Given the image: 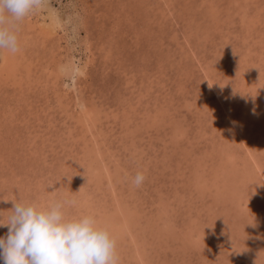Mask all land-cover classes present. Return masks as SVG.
I'll return each instance as SVG.
<instances>
[{
	"label": "rangeland",
	"instance_id": "374dc122",
	"mask_svg": "<svg viewBox=\"0 0 264 264\" xmlns=\"http://www.w3.org/2000/svg\"><path fill=\"white\" fill-rule=\"evenodd\" d=\"M46 1L65 25L45 47L31 26ZM41 5L18 22L20 51L31 60L0 70V222L14 201L75 200L68 215L113 227L105 228L118 264H264V0ZM85 40L92 60L79 89L107 136L100 147L113 193L106 178L98 182L99 164L82 162L89 135L76 133L74 95L69 107L56 104L71 77L57 59L86 60ZM113 197L124 198L119 210L104 205ZM122 214L126 238L113 234ZM7 233L0 227V237Z\"/></svg>",
	"mask_w": 264,
	"mask_h": 264
},
{
	"label": "clouds",
	"instance_id": "9594fccd",
	"mask_svg": "<svg viewBox=\"0 0 264 264\" xmlns=\"http://www.w3.org/2000/svg\"><path fill=\"white\" fill-rule=\"evenodd\" d=\"M40 5L41 0H0V50L19 51L18 22ZM144 179L138 172L133 183L139 187ZM75 204L53 200L41 207L14 201L7 221L0 222L8 228L6 238L0 237V259L4 264H118L109 230L92 215H68L66 207Z\"/></svg>",
	"mask_w": 264,
	"mask_h": 264
},
{
	"label": "bare ground",
	"instance_id": "6f19581e",
	"mask_svg": "<svg viewBox=\"0 0 264 264\" xmlns=\"http://www.w3.org/2000/svg\"><path fill=\"white\" fill-rule=\"evenodd\" d=\"M42 5L39 6V8H41ZM44 10H45V14H40L38 13V15H42V21H40L39 23H35V25L31 26V28L33 29V27H35V32L34 35L36 36V38L38 36L42 37L43 38V43H45V47L46 45H48V39L51 37V36H54L57 34V31L58 30H64V19L63 17L60 16L59 12L57 11V9H55L54 7H52L51 5L48 4V2L46 1V4L42 7ZM76 8V7H75ZM76 13V12H75ZM79 13V12H77ZM79 15V14H78ZM39 21V20H38ZM68 21V20H67ZM74 24V23H73ZM24 25V24H23ZM59 33V32H58ZM56 36H54L55 38ZM39 39V38H38ZM53 39V38H51ZM57 39V38H56ZM55 39V40H56ZM58 40V39H57ZM54 41V40H53ZM87 43H84L85 44V53H86V60H83L80 58V57H75V56H67V59L65 58L64 60L61 59V57L58 60V65H57V69L58 68H62V72L63 74L67 75V76H71L70 77V82H66V81H63L62 83V89L63 91H65L64 93L60 94V90L58 89L56 91V104H58L59 106H65L66 108L69 107L68 105V102L67 100H70V98L68 99V95L70 96V94L74 95L72 100L70 101H76V106L74 105L73 109H75L77 111V114H75V112L73 113V116L72 118L75 119V125L76 127H79V130L81 131H76L77 132H82L84 131V133H81L79 136L80 138L81 137H85L86 134H88L89 138L88 140H84V143L83 141H81L80 143H83L85 144V149L83 151V161L82 162H85V157L87 158V167L86 168H89L90 166H92V164L95 162L96 164H99L100 168H101V179H98L97 177H93V178H96L98 179L99 183H100V180H103L106 178V184L108 185V187H110V190L111 192L114 190V185L116 184V182L113 181L112 179V176L114 175V171H111V167L110 165L105 161L103 160V155L104 152L102 151L101 149V143L103 141H105L106 139V134L105 133H102L103 131H101L100 129L97 128V124L95 125V121L96 119H98V116L99 115H96V111L94 110V113L91 112V110L89 109V107L87 106V104L82 100V94H80V89H79V86H80V79L82 76H86V68H87V65L90 63V61L92 60L90 58V55L92 54V51H91V45L90 43L85 40ZM48 42V43H47ZM30 43V42H29ZM28 43V44H29ZM51 44V43H50ZM49 46V45H48ZM50 48V47H49ZM22 50L21 48V44L19 42V51L15 54L13 53H10L8 52L7 53V57L5 55V59L2 60V62L0 63V70L1 67H10L12 68L13 65L17 67V65L20 64V62H25V61H28V60H31L30 58L27 59L26 55L25 56H22V52L23 51H20ZM47 50V49H46ZM51 50L54 52L55 50H53V46L51 45ZM50 50V51H51ZM7 52V51H6ZM59 52V51H58ZM56 53V51L54 52ZM57 55H59L58 53H56ZM60 56V55H59ZM63 57V55H62ZM43 60V65L42 66H39L42 71L45 70V66L47 65V61L48 59H45V56L41 57ZM47 60V61H45ZM29 62V61H28ZM34 63V62H33ZM49 63V62H48ZM32 63H30L31 65ZM39 64V63H38ZM37 64V65H38ZM29 65V66H30ZM33 65V64H32ZM36 65V66H37ZM52 67V66H51ZM16 68H14L15 70ZM29 70V69H28ZM49 71V70H48ZM60 71V72H61ZM61 72V73H62ZM48 73V72H47ZM28 75L26 76H30V74L27 72ZM37 74V73H36ZM61 77V76H60ZM64 77V75H63ZM40 78V77H39ZM47 78V77H46ZM86 78V77H85ZM45 79V78H44ZM84 79V77H83ZM62 80V79H61ZM65 80V79H64ZM79 80V82H78ZM85 80V79H84ZM50 81V80H49ZM47 82V81H46ZM57 82V81H56ZM56 82L55 80H51V85L53 86H56ZM60 87V86H58ZM61 91V92H63ZM81 100L83 103H81ZM48 102V101H47ZM72 109V110H73ZM100 110V109H99ZM70 111V110H69ZM67 112V111H66ZM73 112V111H71ZM100 111H97V114L99 113ZM72 114V113H71ZM68 116V114H67ZM66 118H69V117H66ZM101 119V118H100ZM99 126V125H98ZM101 126V125H100ZM232 127V126H231ZM81 128V129H80ZM71 132V131H70ZM78 134V133H77ZM76 134V136H77ZM78 136V137H79ZM33 137V136H32ZM90 140V141H89ZM22 143V142H21ZM107 151V150H106ZM103 152V153H102ZM107 155V154H106ZM108 156V155H107ZM98 158V159H97ZM112 159V158H111ZM251 161V160H250ZM94 163V164H95ZM29 164V163H28ZM257 169L259 170V173L262 174V172L260 171V168L257 167ZM103 178V179H102ZM119 182V181H118ZM117 182V183H118ZM69 183V182H67ZM97 183V184H99ZM67 185V184H66ZM55 191V190H54ZM57 191V190H56ZM69 191V188H67L66 190H63V192H68ZM55 193V192H54ZM113 193V192H112ZM64 194V193H63ZM84 194V193H83ZM82 195V194H81ZM80 195L79 199H78V202H81L80 201V198H82ZM64 197V196H63ZM61 198H59L60 200ZM124 199L123 197H116V198H112V201L111 202H108L104 205H106L107 207H111L112 205H107V204H112L113 203V206H115V208H118L119 210V207L120 206V201ZM65 200V199H64ZM85 200V199H83ZM117 200V201H116ZM86 204V203H85ZM112 214L114 216H117V213H116V209H112ZM121 227L120 228H115L114 230L116 232H113V234H118L119 232V238H126V234L125 232L127 231L129 225H130V220L129 219H126L125 216H123V214L121 215ZM99 223V222H97ZM107 223V222H106ZM105 223V224H106ZM109 223H107L105 225V227H107L108 229L111 230V228L113 229V227L109 228L107 225ZM103 227V226H102ZM113 231V230H112ZM130 236L132 235V232H129ZM135 237V236H134ZM134 239V238H133ZM135 244V243H134ZM136 249V248H135ZM137 252V250H135ZM139 260V259H138Z\"/></svg>",
	"mask_w": 264,
	"mask_h": 264
}]
</instances>
